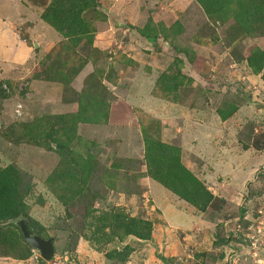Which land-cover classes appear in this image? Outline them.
Wrapping results in <instances>:
<instances>
[{
  "label": "rangeland",
  "instance_id": "rangeland-1",
  "mask_svg": "<svg viewBox=\"0 0 264 264\" xmlns=\"http://www.w3.org/2000/svg\"><path fill=\"white\" fill-rule=\"evenodd\" d=\"M26 1L60 40L0 67V264H264V0Z\"/></svg>",
  "mask_w": 264,
  "mask_h": 264
},
{
  "label": "crops",
  "instance_id": "crops-1",
  "mask_svg": "<svg viewBox=\"0 0 264 264\" xmlns=\"http://www.w3.org/2000/svg\"><path fill=\"white\" fill-rule=\"evenodd\" d=\"M22 23L29 24L26 32L42 51L60 40L59 33L46 23L41 18V12L28 5L26 0H0V67H6L7 70L27 62L33 49H25L23 41L15 37L18 33H15L14 29ZM163 214L165 221L171 217L169 210H165ZM168 221L176 227L181 226L179 216L178 221Z\"/></svg>",
  "mask_w": 264,
  "mask_h": 264
},
{
  "label": "trees",
  "instance_id": "trees-1",
  "mask_svg": "<svg viewBox=\"0 0 264 264\" xmlns=\"http://www.w3.org/2000/svg\"><path fill=\"white\" fill-rule=\"evenodd\" d=\"M41 18L48 23L53 29H55L58 33H60V29L57 27L55 22L49 18V15L44 12L41 15ZM26 39V38H24ZM256 149H262L261 146L255 145ZM171 159L176 160V158H172V155L169 154ZM170 171L171 173H181V181L180 183H175V181H171L169 179L160 178L159 181L167 186L168 188L172 189L175 193L180 194V196L183 197V199H186L188 201H191L199 211L205 212L207 208L210 206H215L216 201H221L222 203L226 202L224 199H220L218 197H215V195L208 190L204 184H202L196 177L188 171L186 168H184L179 160L177 159V162L174 165L170 166ZM9 172V170H8ZM7 172V173H8ZM157 171L155 172L154 176L155 177H161L157 175ZM2 180H8L9 185L11 184V180L8 178L6 174H0V186L2 185ZM181 184V185H178ZM181 186V187H180ZM9 192L8 195V203H3V196H0V220L4 219H10V218H15L16 216H19L20 214L16 210L15 203V195L12 193V189H7ZM184 190V191H181ZM3 189L0 188V195L2 194ZM12 206V207H11ZM10 208V210H9ZM24 237V236H23Z\"/></svg>",
  "mask_w": 264,
  "mask_h": 264
},
{
  "label": "water",
  "instance_id": "water-1",
  "mask_svg": "<svg viewBox=\"0 0 264 264\" xmlns=\"http://www.w3.org/2000/svg\"><path fill=\"white\" fill-rule=\"evenodd\" d=\"M20 227L26 242L29 243L33 248L38 249L41 253V256L45 260L47 261L51 260L54 253L52 240L51 239L45 240L39 236H32L25 222H21Z\"/></svg>",
  "mask_w": 264,
  "mask_h": 264
}]
</instances>
